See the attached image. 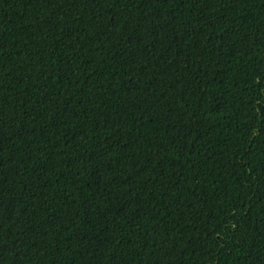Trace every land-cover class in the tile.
<instances>
[{"label":"trees","instance_id":"16d2710c","mask_svg":"<svg viewBox=\"0 0 264 264\" xmlns=\"http://www.w3.org/2000/svg\"><path fill=\"white\" fill-rule=\"evenodd\" d=\"M0 264H264V0H0Z\"/></svg>","mask_w":264,"mask_h":264}]
</instances>
